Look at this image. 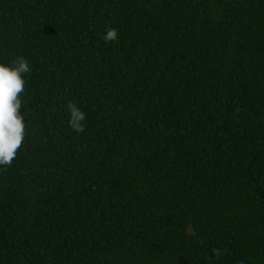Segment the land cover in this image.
I'll use <instances>...</instances> for the list:
<instances>
[{
  "label": "trees",
  "instance_id": "obj_1",
  "mask_svg": "<svg viewBox=\"0 0 264 264\" xmlns=\"http://www.w3.org/2000/svg\"><path fill=\"white\" fill-rule=\"evenodd\" d=\"M17 56L0 264H264V0H0Z\"/></svg>",
  "mask_w": 264,
  "mask_h": 264
},
{
  "label": "clouds",
  "instance_id": "obj_2",
  "mask_svg": "<svg viewBox=\"0 0 264 264\" xmlns=\"http://www.w3.org/2000/svg\"><path fill=\"white\" fill-rule=\"evenodd\" d=\"M118 39V30L108 27L103 36L105 42ZM29 62L17 56L11 63L0 62V171L13 167L26 147L28 133L25 115L22 114L26 92L25 76L31 73ZM69 111V126L76 133L85 131L82 122L86 114L73 102L67 104ZM214 255H221V250L213 248ZM242 264V262H241Z\"/></svg>",
  "mask_w": 264,
  "mask_h": 264
}]
</instances>
